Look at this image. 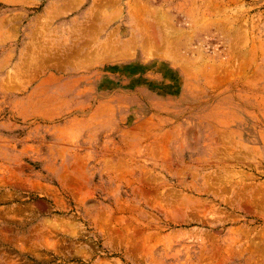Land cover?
Here are the masks:
<instances>
[{
    "label": "rangeland",
    "instance_id": "374dc122",
    "mask_svg": "<svg viewBox=\"0 0 264 264\" xmlns=\"http://www.w3.org/2000/svg\"><path fill=\"white\" fill-rule=\"evenodd\" d=\"M0 264H264V0H0Z\"/></svg>",
    "mask_w": 264,
    "mask_h": 264
},
{
    "label": "bare ground",
    "instance_id": "6f19581e",
    "mask_svg": "<svg viewBox=\"0 0 264 264\" xmlns=\"http://www.w3.org/2000/svg\"><path fill=\"white\" fill-rule=\"evenodd\" d=\"M133 39V38H132ZM113 48V47H112ZM133 49V48H132ZM121 54V53H120ZM60 156V155H59Z\"/></svg>",
    "mask_w": 264,
    "mask_h": 264
}]
</instances>
